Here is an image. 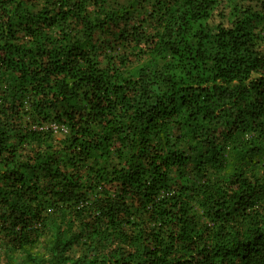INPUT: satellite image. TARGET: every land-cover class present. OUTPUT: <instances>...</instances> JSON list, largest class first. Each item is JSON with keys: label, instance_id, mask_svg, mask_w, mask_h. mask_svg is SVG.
Masks as SVG:
<instances>
[{"label": "trees", "instance_id": "obj_1", "mask_svg": "<svg viewBox=\"0 0 264 264\" xmlns=\"http://www.w3.org/2000/svg\"><path fill=\"white\" fill-rule=\"evenodd\" d=\"M19 250L264 264V0H0V264Z\"/></svg>", "mask_w": 264, "mask_h": 264}, {"label": "rangeland", "instance_id": "obj_2", "mask_svg": "<svg viewBox=\"0 0 264 264\" xmlns=\"http://www.w3.org/2000/svg\"><path fill=\"white\" fill-rule=\"evenodd\" d=\"M39 249V248H37ZM15 263L17 264H28V263H25L24 261V257H26V253L25 252H22L21 250L19 251H16L15 253Z\"/></svg>", "mask_w": 264, "mask_h": 264}]
</instances>
